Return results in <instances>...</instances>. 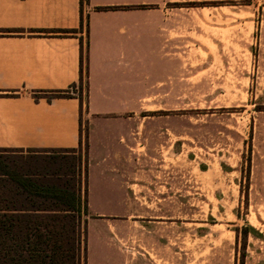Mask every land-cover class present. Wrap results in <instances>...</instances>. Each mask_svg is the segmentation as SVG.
I'll list each match as a JSON object with an SVG mask.
<instances>
[{
	"label": "crops",
	"instance_id": "1",
	"mask_svg": "<svg viewBox=\"0 0 264 264\" xmlns=\"http://www.w3.org/2000/svg\"><path fill=\"white\" fill-rule=\"evenodd\" d=\"M163 1L0 0V235L63 246L81 262L85 253L89 264L95 232L124 261L108 226L124 214L117 205L137 202V150L149 136L140 125L155 120L157 87H187L186 28ZM59 28L78 31H51ZM81 37L89 44L87 147L80 99L42 92L79 82Z\"/></svg>",
	"mask_w": 264,
	"mask_h": 264
},
{
	"label": "rangeland",
	"instance_id": "2",
	"mask_svg": "<svg viewBox=\"0 0 264 264\" xmlns=\"http://www.w3.org/2000/svg\"><path fill=\"white\" fill-rule=\"evenodd\" d=\"M163 4L186 28L187 87H157L140 125L137 202L108 226L124 261L93 232L89 264H264V0ZM81 124L87 147L85 104Z\"/></svg>",
	"mask_w": 264,
	"mask_h": 264
},
{
	"label": "trees",
	"instance_id": "3",
	"mask_svg": "<svg viewBox=\"0 0 264 264\" xmlns=\"http://www.w3.org/2000/svg\"><path fill=\"white\" fill-rule=\"evenodd\" d=\"M89 2V0H81V3ZM115 8V7H106ZM84 22L83 15L81 16V25ZM48 31V30H44ZM53 32L60 34H74L78 31L76 28L70 29H54ZM89 44L84 46L83 39L81 37V75L79 82L73 84L67 89H58L52 91H42L49 99L52 97H71L76 96L81 101V109L84 104L88 105V90H89ZM79 90H76V88ZM85 88V98H84ZM28 242V241H27ZM42 247L38 243L26 246L21 243L18 237L0 235V264H81L80 253L71 252L63 249V246L57 248V246Z\"/></svg>",
	"mask_w": 264,
	"mask_h": 264
}]
</instances>
